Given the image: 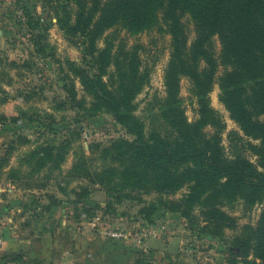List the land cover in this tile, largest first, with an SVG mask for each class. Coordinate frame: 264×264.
Segmentation results:
<instances>
[{
  "label": "trees",
  "instance_id": "trees-1",
  "mask_svg": "<svg viewBox=\"0 0 264 264\" xmlns=\"http://www.w3.org/2000/svg\"><path fill=\"white\" fill-rule=\"evenodd\" d=\"M22 10L37 44L35 51L44 53L40 17L28 7ZM55 16L65 36L83 47L95 67L91 73L70 62V71L79 79L84 94L78 97L75 80L67 75L62 87L66 101L55 98L57 108L70 103L84 110L82 115L77 114L76 122L82 121L81 116L108 112L133 136L105 146L94 145L89 155L80 145L74 149L72 176L88 183L84 193L94 187L108 196L105 204L97 203L96 208L113 212L124 199L145 203L143 194L153 192L160 195L159 199L145 203L138 211L148 224H153L154 214L163 208L180 213L188 223L200 225L211 236L222 237L226 229L236 228L237 219L224 209L225 205L242 200L248 207L264 195V0H63L55 7ZM187 16L195 31L191 41L184 20ZM161 22L171 36L170 60L164 75L167 95L161 116L173 135L167 138L155 132L149 139L144 123L135 114L134 103L150 79L148 68L143 66L141 46L127 47L122 40L115 44L109 36L104 38L103 46L98 42L115 26L138 34L161 26ZM214 36L220 39L219 54L212 44ZM9 65L22 67L14 60ZM221 67L224 71L218 75ZM107 75L110 77L105 78ZM182 76L190 79L197 98L198 118L192 122L178 96ZM216 83L230 117L245 135L259 141L250 144L258 155L257 163L241 155H225L220 138L224 123L209 101ZM13 120L18 118L0 114V123ZM209 125L214 128L212 134L205 131ZM75 134L79 135L78 131L71 135ZM29 141L16 135L8 145L4 163L9 162L16 143ZM74 141L65 136L56 143H40L22 158V163L28 161L31 174L47 167L61 168ZM95 148L97 156L93 154ZM182 188L185 192L180 197H161ZM232 245L242 254L238 259L231 251L232 264H264V209L255 225L239 229ZM135 262L153 264L142 255Z\"/></svg>",
  "mask_w": 264,
  "mask_h": 264
},
{
  "label": "rangeland",
  "instance_id": "rangeland-1",
  "mask_svg": "<svg viewBox=\"0 0 264 264\" xmlns=\"http://www.w3.org/2000/svg\"><path fill=\"white\" fill-rule=\"evenodd\" d=\"M61 1L0 0V114L18 118L0 123V238L3 241L0 264H113L118 257L125 264H132V258L135 260L141 255L150 258L153 264H232L231 251L241 259L242 254L232 245V239L243 225L257 223L264 209V195L248 207L242 200L225 205L224 209L236 217L237 227L226 229L222 237H216L204 233L200 225L188 223L180 213L163 208L154 214L153 224H148L138 211L145 203L157 201L158 193L143 194L145 203L124 199L116 211L104 213L105 210L96 205L102 200L101 204H105L106 193L93 187L86 194L84 187L88 183L72 176L76 160L74 149L78 145L89 155L94 145L105 146L114 140L133 139V136L108 112L81 116L82 121L76 122L77 114L82 115L84 110L70 103L57 108L54 103L55 98L66 101L62 87L67 75L74 78L78 97L84 94L79 79L70 71V62L91 73L95 71L92 58L85 56L82 46L71 43L57 24L55 7ZM24 6L41 19L45 37L40 42L45 47L44 53L35 51L37 44L24 17ZM184 20L191 41L195 36L194 25L190 17ZM159 25L138 34L115 26L98 42L103 46L104 38L109 36L115 44L122 40L127 47L141 46L143 66L148 68L150 79L134 103L135 114L144 123L149 139L155 132L167 138L173 135L161 116L162 102L167 95L164 75L170 60L171 36L163 22ZM212 44L219 54L218 36L213 37ZM12 60L22 67L9 65ZM223 71L221 67L218 75ZM108 75L105 78H109ZM179 86L178 96L185 114L189 121H195L198 103L192 83L182 76ZM29 93L32 95L28 96ZM209 101L224 123L220 138L225 155L228 158L241 155L257 163L258 155L250 144L259 141L245 135L230 117L220 100L218 83L209 93ZM77 131L79 135H71ZM205 131L212 134L214 128L209 125ZM18 134L30 141L16 143L9 162L4 163L8 145ZM65 136L75 141L61 168L47 167L31 174L30 164L22 163V158L29 156L38 144L56 143ZM93 154L98 155L97 148ZM11 167L20 170L13 172ZM184 192L182 188L173 195L161 197H180ZM149 231H153L152 234ZM152 238L157 244L149 247Z\"/></svg>",
  "mask_w": 264,
  "mask_h": 264
},
{
  "label": "crops",
  "instance_id": "crops-1",
  "mask_svg": "<svg viewBox=\"0 0 264 264\" xmlns=\"http://www.w3.org/2000/svg\"><path fill=\"white\" fill-rule=\"evenodd\" d=\"M101 203H103V200L101 201ZM154 244H157V242L155 241V239L152 240V243L149 245V247H151V245H152V247H154L155 246ZM116 256H115V258L118 257V256L117 257ZM118 258L120 259V257H118ZM119 259L115 260V262L113 264H125L123 260H119ZM131 262H132V264H136L134 258H132Z\"/></svg>",
  "mask_w": 264,
  "mask_h": 264
},
{
  "label": "built area",
  "instance_id": "built-area-1",
  "mask_svg": "<svg viewBox=\"0 0 264 264\" xmlns=\"http://www.w3.org/2000/svg\"><path fill=\"white\" fill-rule=\"evenodd\" d=\"M153 231H149V234H152ZM113 235H117L116 233H113ZM3 243L2 239L0 238V245Z\"/></svg>",
  "mask_w": 264,
  "mask_h": 264
}]
</instances>
